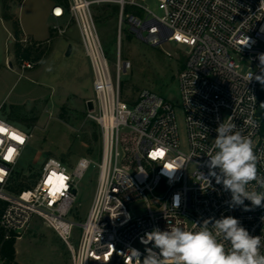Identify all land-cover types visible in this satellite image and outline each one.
<instances>
[{
    "label": "built area",
    "instance_id": "2783aa9c",
    "mask_svg": "<svg viewBox=\"0 0 264 264\" xmlns=\"http://www.w3.org/2000/svg\"><path fill=\"white\" fill-rule=\"evenodd\" d=\"M110 1L120 8V33L126 25L153 47L177 43L190 48L187 64L177 77L188 151L181 150L172 102L149 90L139 92L133 101L124 99L121 77L132 64L118 54L113 75L92 11L101 0H68L55 5L52 16L66 18L68 25L55 26L54 33L66 34L74 22L91 64L94 96L88 104L92 101L94 108L89 110V118L101 131V162L84 156L70 170L62 160L47 158L35 183L13 192L32 135L0 118L5 124V132L0 133V201L6 203L0 216L3 242L21 239L36 216L69 246L72 264H139L124 254L129 247L144 253L146 245L140 238L146 232L155 227L165 230L168 223L198 231L209 217L233 216L251 235L264 237V208L230 209L226 202L232 201V191L225 190L218 167L214 171L221 183L209 175L207 155L218 123L231 120L244 137L251 138L257 155L258 179L245 185V190L264 193V116L259 114L264 85L255 79L264 67L258 59L264 54V0H156L162 17L151 12L143 4L145 0ZM130 6L141 9L143 17L127 12ZM20 43L32 46L28 37ZM34 66L32 62L22 64L23 69ZM157 151L162 155H150ZM92 167L98 168L97 183L82 221L72 215L79 181ZM174 200L178 207L173 206ZM244 204L251 206L247 199ZM76 230L80 231L77 245L72 242ZM2 249L3 243L0 264H19L3 255ZM259 251L264 255V241Z\"/></svg>",
    "mask_w": 264,
    "mask_h": 264
},
{
    "label": "rangeland",
    "instance_id": "374dc122",
    "mask_svg": "<svg viewBox=\"0 0 264 264\" xmlns=\"http://www.w3.org/2000/svg\"><path fill=\"white\" fill-rule=\"evenodd\" d=\"M55 4V0H0V16L4 19L7 12L18 18L25 32L34 34V38L30 37L32 47L48 52L39 61L32 62L35 63L33 68L23 69L13 58L16 40L12 38L13 43H10L12 25L4 19L8 25L7 30H3L0 23V103L7 105L0 118L32 135L16 172L17 183L25 185L35 183L43 162L50 157L67 163L70 170L84 156L101 162V131L89 118L88 101L94 96L91 64L74 22L67 29L71 42L52 31L55 21L49 20L46 12ZM143 4L158 17L164 15L156 0H145ZM115 7L120 12L117 4L101 0L92 6V11L113 75H116L118 54L132 64L131 70L121 77L122 95L126 101H133L139 92L149 90L172 102L181 150L187 152L186 117L177 77L187 64L190 48L177 43L153 47L140 40L126 25L120 33L119 13H115ZM53 33L57 36H52ZM72 44L74 53L66 56ZM97 177L98 168L92 167L79 181L73 217L82 221L87 217ZM79 237L80 231L76 230L73 244L77 245ZM15 248V260L19 264H72L69 246L38 216L33 218Z\"/></svg>",
    "mask_w": 264,
    "mask_h": 264
},
{
    "label": "clouds",
    "instance_id": "9594fccd",
    "mask_svg": "<svg viewBox=\"0 0 264 264\" xmlns=\"http://www.w3.org/2000/svg\"><path fill=\"white\" fill-rule=\"evenodd\" d=\"M258 59L260 65L264 66V54H260ZM260 71L261 74L256 75L255 79L264 85V67ZM252 78L253 74L250 80ZM237 129L231 120L218 123L213 148L207 152L210 157L209 175L215 176L216 183H221V176L214 171L217 167L220 169L225 190L231 189L233 194L232 201L226 202L230 209L242 207L244 211H251L256 207L264 208V193L245 190V185L258 179L257 155L251 138L244 137ZM4 132L5 124L0 122V133ZM150 155L162 154L157 151ZM203 178L210 185L208 178ZM245 199L251 202V206L244 204ZM173 206L178 207V202L174 200ZM210 225L212 230H209ZM193 227L197 225L194 223ZM218 237L222 242H218ZM140 239L146 245L144 253L129 247L124 254L139 264H264V255L259 251L264 237L251 235L239 219L230 215L220 219H203L198 231L168 223L165 230L155 227Z\"/></svg>",
    "mask_w": 264,
    "mask_h": 264
},
{
    "label": "trees",
    "instance_id": "16d2710c",
    "mask_svg": "<svg viewBox=\"0 0 264 264\" xmlns=\"http://www.w3.org/2000/svg\"><path fill=\"white\" fill-rule=\"evenodd\" d=\"M55 2L58 3H67L68 0H55ZM10 9H8L7 11H9ZM115 13H119V9L118 7L114 8ZM127 12H133L139 16L143 17V12L141 9L136 8V7H127L126 8ZM4 19L11 23L12 25V29H13V36L16 40V44H15V58L18 61V63L20 65H22L24 62H31V61H39L41 58L45 57L48 52L45 50H39L35 47L29 46V47H25L22 46V44L20 43L21 37L23 35L22 33V29H21V25H20V21L18 18H16L15 16L10 15L9 13H5L4 14ZM52 31H54L52 29ZM52 36H54V33L52 34ZM62 119L64 118V115H61ZM19 175L16 176V178L14 179V183L11 187V190L13 192L16 191H21L22 189L28 187L29 185H25L24 183H17V178ZM6 203L4 201H0V216L3 212V209L5 207ZM16 240L12 239L10 241H5L3 242V238L2 235L0 233V244L3 243V249L1 250V253L5 256H7L10 260H15L16 258Z\"/></svg>",
    "mask_w": 264,
    "mask_h": 264
},
{
    "label": "crops",
    "instance_id": "0c3cea01",
    "mask_svg": "<svg viewBox=\"0 0 264 264\" xmlns=\"http://www.w3.org/2000/svg\"><path fill=\"white\" fill-rule=\"evenodd\" d=\"M56 3V2H55ZM58 4H61V3H58ZM57 3L55 4V5H58ZM54 5V6H55ZM53 6V7H54ZM53 7H51V8H49L48 10H47V18L50 20H53V21H55V25H53L51 28L52 29H54V27L55 26H61V27H65V26H67L68 25V23H67V20H66V18H62V19H55L53 16H52V10H53ZM65 20H66V22H65ZM0 23H1V26H2V28H3V30H7V27H6V25H8V24H6L7 22L0 16ZM75 25V24H74ZM21 29H22V33H23V37H28L29 39H30V37H33L32 35H34L32 32H29V33H27V32H25V30L23 29V27L21 26ZM68 34V32L66 33V35L64 34V35H62L63 36V38H66V39H68L69 40V42H71V41H73L72 40V36H68L67 35ZM9 36H11V40H10V43H13V40H12V38H14V36H13V33H12V29H11V31H10V33H9ZM54 36H57V35H54ZM34 38V37H33ZM80 46H81V43H80ZM53 49V48H52ZM51 49V54L52 53H54V50H52ZM73 53H74V44H72V52H71V55H73ZM50 56V55H49ZM13 58H15V54H13ZM31 62H33V61H31ZM10 66H11V68H14V66H13V64H12V62H11V60H10ZM91 99V98H90ZM6 107H7V105L5 104H3V102H1L0 103V114L2 113V111H4V109H6ZM2 119H5V118H2ZM6 121H8L7 119H5ZM9 122V121H8Z\"/></svg>",
    "mask_w": 264,
    "mask_h": 264
},
{
    "label": "water",
    "instance_id": "95a60500",
    "mask_svg": "<svg viewBox=\"0 0 264 264\" xmlns=\"http://www.w3.org/2000/svg\"><path fill=\"white\" fill-rule=\"evenodd\" d=\"M71 52H72V45H69L68 50L66 52V56H70ZM88 108H89V110H93L94 106H93V102L92 101L89 102ZM259 114H260V116H264V105H262Z\"/></svg>",
    "mask_w": 264,
    "mask_h": 264
},
{
    "label": "snow or ice",
    "instance_id": "6c2138e0",
    "mask_svg": "<svg viewBox=\"0 0 264 264\" xmlns=\"http://www.w3.org/2000/svg\"><path fill=\"white\" fill-rule=\"evenodd\" d=\"M16 139H18V140H20V137H15ZM162 154V153H161ZM11 156H12V153H11V151L9 152V155H8V159H11Z\"/></svg>",
    "mask_w": 264,
    "mask_h": 264
}]
</instances>
